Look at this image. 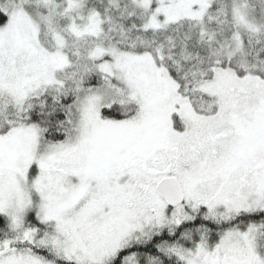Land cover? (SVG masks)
Here are the masks:
<instances>
[{"label": "snow or ice", "instance_id": "1", "mask_svg": "<svg viewBox=\"0 0 264 264\" xmlns=\"http://www.w3.org/2000/svg\"><path fill=\"white\" fill-rule=\"evenodd\" d=\"M0 264H264V0H0Z\"/></svg>", "mask_w": 264, "mask_h": 264}]
</instances>
